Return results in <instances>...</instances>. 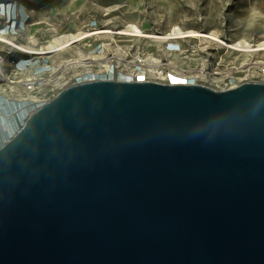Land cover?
Masks as SVG:
<instances>
[{
  "label": "water",
  "instance_id": "water-1",
  "mask_svg": "<svg viewBox=\"0 0 264 264\" xmlns=\"http://www.w3.org/2000/svg\"><path fill=\"white\" fill-rule=\"evenodd\" d=\"M0 264H264V82L61 90L0 149Z\"/></svg>",
  "mask_w": 264,
  "mask_h": 264
},
{
  "label": "rangeland",
  "instance_id": "rangeland-1",
  "mask_svg": "<svg viewBox=\"0 0 264 264\" xmlns=\"http://www.w3.org/2000/svg\"><path fill=\"white\" fill-rule=\"evenodd\" d=\"M18 1L26 6L31 15L30 27L19 37L18 41L24 45L33 46L29 39L36 40L34 51H41V47L64 35H76L80 31L89 33L97 30L116 32L131 24L137 25L144 32L153 35H163L175 27H179L184 31L199 33L215 31L219 34L220 39L228 43L241 39H247L252 43L264 41V0ZM95 22L97 25L91 26ZM100 42L104 44L103 47L106 50L104 54L110 64L114 63L119 67L125 64L136 66L132 62L136 64L139 55L159 61L163 60L165 71L170 69L168 62L173 58L182 60L184 63L178 64L177 67L188 73H196L204 66L209 77L202 83L216 89L225 88V83L215 82L214 72H234V68H236L238 69L237 76L241 80H260L255 76L256 70L251 69L252 71L248 72L244 64L251 58L258 60L264 56V53H255L251 57V54L233 52L219 43H213L203 38L182 40L178 43L181 46L179 52H182L167 55L164 49L171 43H160L155 39L148 38L136 40L122 35L106 36L102 34L84 40L79 43L77 48H69V50L61 52L59 58L63 61V67L58 65L57 54L47 55L51 59L54 71L42 78L41 86L30 95L48 100L72 85L75 82V75L85 68L72 67L71 62L79 58V53L89 57L93 48ZM115 50L120 52V55H116L114 52L117 51ZM14 55H6L5 71L11 79L25 81L28 74L16 75L9 66ZM90 61L91 59L88 60V62ZM101 65H105V63ZM6 83L7 80L0 75V88ZM20 87L24 96H27L23 83ZM7 93L6 95H9L11 92L8 90Z\"/></svg>",
  "mask_w": 264,
  "mask_h": 264
},
{
  "label": "bare ground",
  "instance_id": "bare-ground-1",
  "mask_svg": "<svg viewBox=\"0 0 264 264\" xmlns=\"http://www.w3.org/2000/svg\"><path fill=\"white\" fill-rule=\"evenodd\" d=\"M122 35L127 36L132 39H155L160 43H172L178 44L182 40H188L193 38H203L207 41H211L213 43H219L220 45L228 48L229 50H236L241 53H251V52H259L264 51V41L252 43L247 39H241L235 42H225L220 39L219 34L215 31L209 33H199L196 31H184L179 27H175L170 32H167L163 35H153L144 32L139 26L131 24L128 25L125 29L120 31H97L92 33H87L80 31L78 34L74 35H64L58 38H55L52 42L48 45L41 47L40 52L34 51V46H36L37 41L29 39L30 43L33 46H28L22 44L19 46V50L27 51L31 53H41V54H48V53H55L58 55V65L59 67H63V61L60 60L59 55L61 52L65 50H69L72 48H77L79 43L83 42L84 40L93 37L94 35ZM114 37V36H112ZM7 40V39H5ZM79 41V43L72 45L73 41ZM114 40V39H113ZM115 41V40H114ZM12 43V41H9ZM180 45V44H179ZM115 48V47H114ZM180 48L175 49H164V52L169 54L181 53L179 52ZM117 51V50H115ZM116 55H120V52H114ZM55 56V55H54ZM53 56V57H54ZM89 59H92L94 62L97 61L99 63H105L103 68L100 69H93L90 67ZM123 61L122 59H120ZM169 60V59H168ZM55 63V60H53ZM72 67H84L85 69L80 71L75 75V83L80 82H87V81H97V80H120V81H151V80H159L167 83L172 84H199L197 81L200 78V83L203 80H206L209 76L206 73L204 66L201 70L197 71L196 73H188L183 69L177 67L178 64L184 63L182 60L173 58L171 61L169 60L168 65L170 69L165 71L163 68L165 65L162 60H156L151 57L147 59V70L144 72H139L137 69L129 64H125L122 67H116L110 64L107 57L104 55L101 56H92L86 57L82 53H79V58L75 61L71 62ZM133 65H136L135 62H132ZM4 73V78L7 80L6 85L0 88V149L21 129V127L25 124L28 120L30 114L42 104H44L47 100L37 98L36 95H30L27 93V96H24L23 92H21V85L24 80H14L11 79L5 69H0ZM230 71L225 73H218L214 72L213 79L217 83H226L228 82V78H230ZM16 77V76H15ZM196 79V80H195ZM175 81H182V83H175ZM8 90L11 92L8 94Z\"/></svg>",
  "mask_w": 264,
  "mask_h": 264
},
{
  "label": "built area",
  "instance_id": "built-area-1",
  "mask_svg": "<svg viewBox=\"0 0 264 264\" xmlns=\"http://www.w3.org/2000/svg\"><path fill=\"white\" fill-rule=\"evenodd\" d=\"M30 23H31V15L29 14L26 6L22 2L18 0H0V69H5L6 55L15 54L14 59L9 62V66L16 75L24 74V73L28 74L27 79H25V81L23 82V86L28 93L32 94L36 90H38V88L41 86L40 83L41 79L47 77L48 75L51 74V72L54 71L51 65V59L50 57H47V55L55 54V53H48V54L31 53L30 51L27 52L17 49L19 48V46L22 45V43L18 41L19 37H21L25 32H27V30L30 27ZM96 25L97 24L95 22L91 26L95 27ZM97 31H93V32H97ZM9 41H12V43H10ZM77 43H79V41L74 40L72 45ZM103 46L104 44L102 42L98 43L93 48L90 55L95 57V55L101 56L102 54L106 53V50ZM176 48H180V45L171 43L167 46L168 50L169 49L176 50ZM36 52H40V51H36ZM233 52L239 53V51L236 50H233ZM255 53H264V51L251 52L247 54H251V57H253L252 54ZM148 58L149 57H146L144 55L138 56V60L135 66L137 71L143 73L144 70L148 69L146 67L147 66L146 62ZM102 63H99L97 61L94 62L91 59L90 67L95 69H100L104 67V65H101ZM111 64L113 66L119 67L114 63ZM244 65L245 68L248 69L247 70L248 72L252 71L251 69L256 70L257 74H255V76L260 79L256 81L264 82V56H261V58H259L258 60L251 58ZM236 71H238V69L236 68H234V72L231 71L230 78H228V82L226 81L225 83V88L236 87L243 82L250 81L247 79H245V81L243 79L241 80V78L237 76ZM0 75L4 77V73L1 70H0ZM196 78L198 79L197 81L199 82V84H204V83H200L201 82L199 81L200 78L198 77Z\"/></svg>",
  "mask_w": 264,
  "mask_h": 264
},
{
  "label": "snow or ice",
  "instance_id": "snow-or-ice-1",
  "mask_svg": "<svg viewBox=\"0 0 264 264\" xmlns=\"http://www.w3.org/2000/svg\"><path fill=\"white\" fill-rule=\"evenodd\" d=\"M174 82H175V83H182V81H175V80H174Z\"/></svg>",
  "mask_w": 264,
  "mask_h": 264
}]
</instances>
